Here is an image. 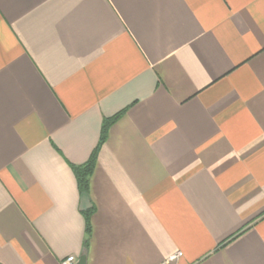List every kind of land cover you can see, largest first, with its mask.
Wrapping results in <instances>:
<instances>
[{"label": "crops", "instance_id": "0c3cea01", "mask_svg": "<svg viewBox=\"0 0 264 264\" xmlns=\"http://www.w3.org/2000/svg\"><path fill=\"white\" fill-rule=\"evenodd\" d=\"M85 248L264 264V0H0V264Z\"/></svg>", "mask_w": 264, "mask_h": 264}, {"label": "trees", "instance_id": "16d2710c", "mask_svg": "<svg viewBox=\"0 0 264 264\" xmlns=\"http://www.w3.org/2000/svg\"><path fill=\"white\" fill-rule=\"evenodd\" d=\"M120 115L121 114H118V115H116L112 118L106 119L104 121L103 127H102L100 142H99L97 148L92 153L90 159L85 164L73 167L74 172H75L76 177H77V180H78V183H79L80 190L82 192L88 193L89 181H90V177L94 171V168L96 166L99 149L107 138V134H108L110 126L120 117ZM91 213H92L91 210L87 211L85 213L86 214V233H87V237L85 240V246H87V241H88V238H89L90 233H91V225H90Z\"/></svg>", "mask_w": 264, "mask_h": 264}, {"label": "water", "instance_id": "95a60500", "mask_svg": "<svg viewBox=\"0 0 264 264\" xmlns=\"http://www.w3.org/2000/svg\"><path fill=\"white\" fill-rule=\"evenodd\" d=\"M91 208V204L89 201L88 193L83 192L82 194V209H89ZM87 261V249H84V252L81 254L80 259L78 260L77 264H86Z\"/></svg>", "mask_w": 264, "mask_h": 264}, {"label": "built area", "instance_id": "2783aa9c", "mask_svg": "<svg viewBox=\"0 0 264 264\" xmlns=\"http://www.w3.org/2000/svg\"><path fill=\"white\" fill-rule=\"evenodd\" d=\"M182 256V252H177L175 255L171 257L172 260L177 259ZM77 258L75 255H70L64 258L61 261V264H76Z\"/></svg>", "mask_w": 264, "mask_h": 264}]
</instances>
